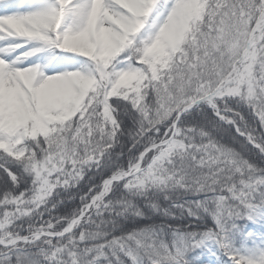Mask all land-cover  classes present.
<instances>
[{
    "label": "snow or ice",
    "instance_id": "6c2138e0",
    "mask_svg": "<svg viewBox=\"0 0 264 264\" xmlns=\"http://www.w3.org/2000/svg\"><path fill=\"white\" fill-rule=\"evenodd\" d=\"M261 220L264 0H0V264H264Z\"/></svg>",
    "mask_w": 264,
    "mask_h": 264
},
{
    "label": "trees",
    "instance_id": "16d2710c",
    "mask_svg": "<svg viewBox=\"0 0 264 264\" xmlns=\"http://www.w3.org/2000/svg\"><path fill=\"white\" fill-rule=\"evenodd\" d=\"M202 111L206 112L208 114V116L211 118V112L209 109H202ZM199 118V117H198ZM75 119V118H74ZM87 175V174H86ZM99 179H97V183H99ZM82 183H86V179L85 181H83ZM117 195H119V193H117ZM60 199L65 200V203L60 205L57 209L56 212H54V215H64L68 212H70L73 208H76L79 206V198L77 197V199L72 200V201H67L65 199V194L61 193ZM48 217L45 216V219H47ZM156 219V218H154ZM156 222H162L161 220L157 219ZM125 223H128L127 221H125ZM241 223V227L244 228L245 226L252 224L255 227H259L258 225H261L260 228L264 225V220H261L258 223H246V222H240ZM262 231V230H261ZM188 260L191 262V264H219L216 262H212V260H210L204 253V251L202 250H196L193 252H190L188 254Z\"/></svg>",
    "mask_w": 264,
    "mask_h": 264
},
{
    "label": "rangeland",
    "instance_id": "374dc122",
    "mask_svg": "<svg viewBox=\"0 0 264 264\" xmlns=\"http://www.w3.org/2000/svg\"><path fill=\"white\" fill-rule=\"evenodd\" d=\"M23 51V49L21 50ZM259 227H255L253 226L252 224H249L247 226H245L244 228H242L245 232H252V233H255L257 235V237L259 238H264V225L260 228L261 225H258ZM262 230V231H261ZM237 244L240 243L239 239H237L236 241ZM213 251H215L213 249ZM205 255L210 259L212 260V262H216L218 263L219 260L217 258V256L213 255L211 252L209 251H204Z\"/></svg>",
    "mask_w": 264,
    "mask_h": 264
}]
</instances>
